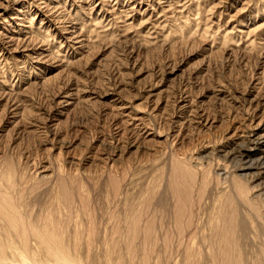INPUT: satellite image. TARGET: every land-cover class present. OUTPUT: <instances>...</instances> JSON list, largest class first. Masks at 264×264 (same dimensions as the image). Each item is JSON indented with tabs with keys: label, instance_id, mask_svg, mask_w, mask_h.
Instances as JSON below:
<instances>
[{
	"label": "rangeland",
	"instance_id": "rangeland-1",
	"mask_svg": "<svg viewBox=\"0 0 264 264\" xmlns=\"http://www.w3.org/2000/svg\"><path fill=\"white\" fill-rule=\"evenodd\" d=\"M260 135L264 0H0V182L24 179L27 223L65 225L66 264H142L141 238L134 254L127 245L136 211L155 223L146 264H181L187 248L204 257L226 197L246 226L244 264H264ZM173 163L195 175L197 233L180 238ZM0 232L12 244L0 264H59L32 236L23 248Z\"/></svg>",
	"mask_w": 264,
	"mask_h": 264
},
{
	"label": "bare ground",
	"instance_id": "bare-ground-1",
	"mask_svg": "<svg viewBox=\"0 0 264 264\" xmlns=\"http://www.w3.org/2000/svg\"><path fill=\"white\" fill-rule=\"evenodd\" d=\"M251 140L252 139H250V143ZM253 142L254 143L257 142L259 143V146L263 147L264 136H262L261 138H256L255 140H253ZM241 146L242 145H240V147ZM238 156L242 160L243 159L247 160L250 157V154L247 150L240 149L238 152ZM255 165L257 164H255L254 162H248L243 167L253 168L255 167ZM183 167L184 166L175 163L170 173V178L168 181V190L170 193H172L174 199L172 204L173 206L172 218L174 223L173 228H175V232L176 234L179 235V238L182 236L183 232L186 231L187 229L191 230L192 234L197 233V224H195L196 226H193V219H192L193 210L191 208L192 205L189 203L190 201L189 189L191 188L190 184L192 185L193 183L189 184V182L191 181H189L188 179L192 180L194 174L192 175L189 171H187ZM178 169H180V171H178ZM2 178L5 180V182L4 183L0 182V226L1 223H4L9 228V230L10 229L14 230L15 235L18 238L19 243L23 246V248L28 247L30 241L29 238L32 236L39 242L40 246H42L44 249L47 250V252L50 254V256L55 262L59 264L68 263L69 259L64 253L65 247H64L63 232L64 229L66 228L65 225L60 220L51 217H46L41 227H36L31 223H27L26 219L23 217L20 209L18 208L19 206L16 205V200H17L16 197H19L20 199L23 196L24 191L26 189L25 185H23L25 183L23 181L24 179L22 180V178L20 177V180L17 181L15 175L14 176L11 175L10 177H8L7 173L2 174ZM48 178L49 175L48 176L44 175L41 180H47ZM200 178H202V176ZM205 179H206V175H205ZM20 184L23 186L22 188L19 187ZM234 185L237 186L240 194L243 195L246 190L244 191L242 187L239 186L238 184H234ZM14 193L17 194V196H15ZM62 194L64 196V199L66 200V203H69L68 200L69 193L65 189V187H62ZM246 202L248 201L246 200ZM223 203L224 205L221 206L216 213L218 216V222L211 226V231H212L211 237L209 239L207 238L209 240L208 243L209 251L203 257L202 253L198 249H194V250H189L188 248L186 250L184 249L185 252L181 264H202L203 258L204 260L208 259L212 264H244V258L246 254L240 246L241 243H239V238L240 235H242L243 231H245L246 226L245 224L242 223V221L238 219V215L232 200L229 197H226ZM251 210L254 209L251 208ZM142 213H143L142 211H136L133 212V214L130 217V221L127 228V232H128L127 245L130 254H134L136 243H138L136 240L138 238H141V244L143 245V250H144V251L142 250V252L143 253L145 252L144 254H146L147 249H149L148 247L155 244L156 242L154 236L156 232L154 226L155 224L154 219L150 218L146 220V222L141 224ZM237 232H239L238 238L236 236ZM164 233L165 236H163L161 245L165 250H167L168 247L170 246L169 243H171L172 241L170 242V237H168L169 235L168 231L166 230ZM74 236H75V240H77V235L74 234ZM11 245H12L11 243L5 241L4 238H2V234L0 232V259H2V255H4V250L10 247ZM75 245H76V241H75ZM144 254L143 257L141 258L142 264H146L147 261V257ZM256 257L252 261L253 264H262L263 263L261 260L262 257H260L259 255Z\"/></svg>",
	"mask_w": 264,
	"mask_h": 264
}]
</instances>
